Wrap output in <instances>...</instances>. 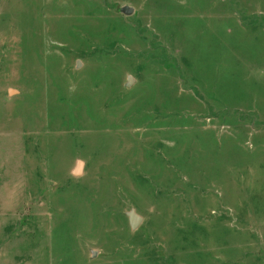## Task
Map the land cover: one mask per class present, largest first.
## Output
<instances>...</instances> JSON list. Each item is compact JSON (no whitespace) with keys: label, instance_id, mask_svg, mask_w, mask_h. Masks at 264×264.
I'll return each instance as SVG.
<instances>
[{"label":"rangeland","instance_id":"rangeland-1","mask_svg":"<svg viewBox=\"0 0 264 264\" xmlns=\"http://www.w3.org/2000/svg\"><path fill=\"white\" fill-rule=\"evenodd\" d=\"M16 3L0 264H264V0Z\"/></svg>","mask_w":264,"mask_h":264},{"label":"crops","instance_id":"crops-1","mask_svg":"<svg viewBox=\"0 0 264 264\" xmlns=\"http://www.w3.org/2000/svg\"><path fill=\"white\" fill-rule=\"evenodd\" d=\"M15 2L18 5L20 0H0V34L13 33L10 30L12 23L9 21L10 25L8 24V16L11 12V5Z\"/></svg>","mask_w":264,"mask_h":264},{"label":"water","instance_id":"water-1","mask_svg":"<svg viewBox=\"0 0 264 264\" xmlns=\"http://www.w3.org/2000/svg\"><path fill=\"white\" fill-rule=\"evenodd\" d=\"M122 12L125 15H131L134 12V9L131 8V7L125 6L123 8ZM133 81H134L133 77H129L128 78V86H131ZM11 92H13V91H11ZM83 167H84V163L79 162L78 167H77V169L74 172L75 175H80ZM129 220L131 221V226H132L133 229H136L137 227H139L142 224V222H143L142 218L140 216H138L135 213V211H132V213L129 214ZM93 254H94V256H96L95 252H93Z\"/></svg>","mask_w":264,"mask_h":264}]
</instances>
